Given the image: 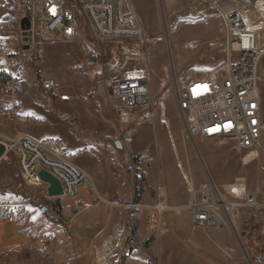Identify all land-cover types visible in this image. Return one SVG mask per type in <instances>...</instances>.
Returning a JSON list of instances; mask_svg holds the SVG:
<instances>
[{
	"label": "rangeland",
	"instance_id": "374dc122",
	"mask_svg": "<svg viewBox=\"0 0 264 264\" xmlns=\"http://www.w3.org/2000/svg\"><path fill=\"white\" fill-rule=\"evenodd\" d=\"M8 1L22 4V0ZM236 1H140L137 10L133 8L140 38L101 42L92 37L79 14L80 34L74 41H43L31 60L17 53L19 103L13 118L7 110L0 111V133L62 143L68 157L94 172L98 189L110 200L155 204L162 186L165 209L156 230L145 228L144 210L137 220L142 247L158 264H264V153L245 163L248 152L239 149L235 140L189 136L178 115L173 85L225 65L223 16L234 11ZM239 1L247 27L264 45V0ZM106 73L145 78L155 97L153 109L138 114L123 131L105 101ZM258 75L264 117V54ZM51 78L72 95L70 101L43 88ZM11 99L0 91V108L9 109ZM18 160L16 152L0 159V264H114L105 217L86 230L82 227L96 215L94 207L106 206H90L78 214L71 199L48 197L46 185L31 167L24 178ZM207 171L221 184L244 177L249 192L257 195L261 206L241 210L239 218V240L250 263L228 230L195 228L190 222L186 205ZM87 188L91 191L93 185H82L79 193L91 201Z\"/></svg>",
	"mask_w": 264,
	"mask_h": 264
},
{
	"label": "built area",
	"instance_id": "2783aa9c",
	"mask_svg": "<svg viewBox=\"0 0 264 264\" xmlns=\"http://www.w3.org/2000/svg\"><path fill=\"white\" fill-rule=\"evenodd\" d=\"M79 14L83 15L97 42L106 38L141 36L140 23L130 0H22L21 6L0 0V91L12 97L9 109L0 108L3 114L8 112L9 118H13L19 103L16 99L17 74L21 69L18 51L31 60L43 41H74L80 34ZM223 17L227 29L226 63L181 83L174 82L178 115L184 130L193 138L231 139L239 149L261 154L264 153V117L258 65L264 50L257 47L256 35L243 23L239 12L231 11ZM24 19H28L29 28H23ZM12 39L15 43H10ZM103 85L105 101L122 131L138 114L153 109L155 105L154 94L145 78L106 73ZM43 88L62 101L72 99V95L63 91L54 78L46 79ZM0 142L6 144L7 154L16 152L19 155L18 164L23 177L27 167L34 169L38 177L37 165L55 175L65 191L58 197L71 199L77 213L90 206L103 205L110 209L125 206L131 244L142 245L137 227L140 210L145 212L146 229L156 230L158 227L165 209L162 186L158 187L159 201L155 204L112 201L95 186L89 172L64 153L62 143H43L24 133L13 136L0 133ZM90 184L93 185L91 201H86L79 188ZM194 194L186 205L192 226L228 230L237 240L240 239L241 210L261 206L257 195L249 192L244 177L221 184L207 171ZM149 261L153 262L151 258Z\"/></svg>",
	"mask_w": 264,
	"mask_h": 264
},
{
	"label": "crops",
	"instance_id": "0c3cea01",
	"mask_svg": "<svg viewBox=\"0 0 264 264\" xmlns=\"http://www.w3.org/2000/svg\"><path fill=\"white\" fill-rule=\"evenodd\" d=\"M140 1L150 2L151 0H130L132 7L136 10ZM88 172L93 178V176L95 175L94 172H90V171ZM94 178L96 179V176ZM94 178L93 181L94 184H96ZM95 186L98 188L97 184ZM86 191H87V195L90 194L88 188L86 189ZM83 199L86 200L85 198ZM112 201L117 202L121 200H119V198L116 197ZM94 208L98 209L96 215H94V218L86 222V224L83 225L82 227H84V229L86 230L88 226H91L93 224L94 221L102 217L103 218L105 217V222L110 230V234L112 235L111 250L114 251L112 255L114 257V264H118L120 262L121 256L124 258L122 264H158L155 260V257H153V255L149 251H147V249H144L142 245L125 243L126 238L129 239V223H128V213L126 207L123 208V206H116L112 209L110 208L108 209L106 207H94ZM106 209L108 210L107 216L105 215ZM78 214L74 216L73 221ZM150 258L153 261L152 263H150L149 261Z\"/></svg>",
	"mask_w": 264,
	"mask_h": 264
},
{
	"label": "water",
	"instance_id": "95a60500",
	"mask_svg": "<svg viewBox=\"0 0 264 264\" xmlns=\"http://www.w3.org/2000/svg\"><path fill=\"white\" fill-rule=\"evenodd\" d=\"M23 28H29L28 19L23 20ZM7 146L5 143L0 142V159L7 154ZM37 174L42 183L46 184V191L49 197H58L65 194L64 187L61 181L53 175L49 170L41 167L40 165L36 166ZM43 209H47L45 206Z\"/></svg>",
	"mask_w": 264,
	"mask_h": 264
},
{
	"label": "bare ground",
	"instance_id": "6f19581e",
	"mask_svg": "<svg viewBox=\"0 0 264 264\" xmlns=\"http://www.w3.org/2000/svg\"><path fill=\"white\" fill-rule=\"evenodd\" d=\"M236 8L234 9V11H236V12H239V15H240V18H241V20L243 21V23L246 25V27L248 26V22H247V20H246V18L244 17V10H243V3L241 2V1H239V0H237L236 1ZM248 29H249V27H247ZM249 30H251V29H249ZM251 31H253V30H251ZM254 32V34L256 35V44H257V47L260 49V50H264V45H261V44H259L258 43V36H257V33L255 32V31H253ZM189 48H192L193 47V45H189L188 46ZM260 157V154L259 153H257V151H255V150H250L246 155H245V157H244V159H245V163H249V162H251V161H253L254 159H256V158H259ZM239 243H240V246H241V249H242V252H243V254L245 255V258H246V260L250 263V260H249V257H248V255H247V253H246V250H245V248L242 246V242H240V240H239Z\"/></svg>",
	"mask_w": 264,
	"mask_h": 264
}]
</instances>
